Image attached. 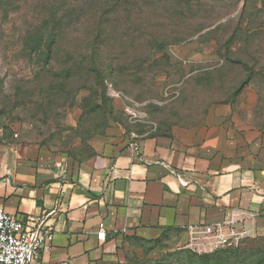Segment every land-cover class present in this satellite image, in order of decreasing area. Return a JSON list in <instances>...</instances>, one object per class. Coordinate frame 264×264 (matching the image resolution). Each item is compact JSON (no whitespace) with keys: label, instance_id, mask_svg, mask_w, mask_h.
I'll return each instance as SVG.
<instances>
[{"label":"rangeland","instance_id":"obj_1","mask_svg":"<svg viewBox=\"0 0 264 264\" xmlns=\"http://www.w3.org/2000/svg\"><path fill=\"white\" fill-rule=\"evenodd\" d=\"M148 137L264 170V0H0V148L87 161ZM125 242L128 264H264V237Z\"/></svg>","mask_w":264,"mask_h":264},{"label":"crops","instance_id":"obj_2","mask_svg":"<svg viewBox=\"0 0 264 264\" xmlns=\"http://www.w3.org/2000/svg\"><path fill=\"white\" fill-rule=\"evenodd\" d=\"M0 202L20 219L45 218L53 229V248L36 264H128L127 237L178 232L192 246L189 227L232 218L241 238L264 237V170L209 156L184 138L103 146L81 163L0 148ZM199 241L193 247L212 249Z\"/></svg>","mask_w":264,"mask_h":264},{"label":"built area","instance_id":"obj_3","mask_svg":"<svg viewBox=\"0 0 264 264\" xmlns=\"http://www.w3.org/2000/svg\"><path fill=\"white\" fill-rule=\"evenodd\" d=\"M169 167V165H166ZM182 184H187L180 174L175 173ZM235 219L211 225L191 226L192 246H201L203 237L209 246L238 244L241 236L231 230ZM98 236L105 238L104 224H100ZM54 232L45 218L23 220L7 212L0 202V264H36L43 252L53 248ZM49 264H71L69 260Z\"/></svg>","mask_w":264,"mask_h":264},{"label":"trees","instance_id":"obj_4","mask_svg":"<svg viewBox=\"0 0 264 264\" xmlns=\"http://www.w3.org/2000/svg\"><path fill=\"white\" fill-rule=\"evenodd\" d=\"M52 41V40H51ZM250 72H251V70H249ZM76 162H79V163H81L82 161H78V160H75ZM166 231H164L163 233H162V235L165 233ZM161 235V236H162ZM226 255V257H227V252L225 251L223 254H222V256H225ZM208 256V258L210 259L211 257H213V254H210V255H207ZM220 257V256H219ZM228 258V257H227Z\"/></svg>","mask_w":264,"mask_h":264}]
</instances>
